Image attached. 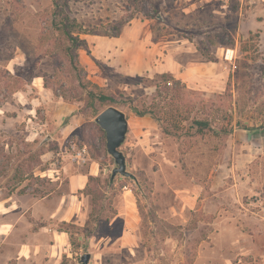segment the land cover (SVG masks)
<instances>
[{"label":"rangeland","instance_id":"374dc122","mask_svg":"<svg viewBox=\"0 0 264 264\" xmlns=\"http://www.w3.org/2000/svg\"><path fill=\"white\" fill-rule=\"evenodd\" d=\"M152 1L158 13L146 20L128 0H0V201L54 211L94 162L102 213L86 227L91 197L79 189L65 200L59 218L43 221L50 233L39 239L59 245L45 264H80L84 254L88 264H264V0ZM65 18L100 30L81 35L71 57L55 29ZM117 21L115 38L106 30ZM162 73L179 80V111L155 89ZM90 92L128 121L120 149L133 178L116 176L112 188L105 138L100 157L89 146L102 148L94 120L106 108ZM181 115L213 129L171 128ZM71 142L88 160L63 170ZM61 222L74 226V245L52 236Z\"/></svg>","mask_w":264,"mask_h":264},{"label":"trees","instance_id":"16d2710c","mask_svg":"<svg viewBox=\"0 0 264 264\" xmlns=\"http://www.w3.org/2000/svg\"><path fill=\"white\" fill-rule=\"evenodd\" d=\"M128 3L130 6H128V10L132 9V12H139L146 20H152L155 18L156 14L158 13V7L155 2L152 0H128ZM133 13L130 18L132 17ZM121 21H117L114 24H111L110 28L107 31L112 37L117 38L120 34V27H121ZM56 31L60 33V35L64 38L66 41L67 46L63 49L65 55L71 57L70 55L72 54L73 50H76L83 42L84 40L80 39L81 35L84 36H98L100 35V30L98 28H85L81 24H78L77 22H72L69 19L65 18L59 22L58 25H56ZM222 45H227V44H222ZM71 64L74 65L73 60L71 61ZM77 67V66H74ZM179 80L175 79L172 74L170 73H162L158 75V82L155 86V89L160 88L164 94L167 96V104H172L173 106H176L178 111L180 110L179 108L182 107L179 102V93L177 92L176 86H178ZM184 88V87H183ZM227 94V92H226ZM90 99L96 100L97 103L101 105H106V108L110 106L109 103L112 102V98H109L105 96L102 92H98L96 94H92L91 92L88 93ZM218 99L222 100L223 96L222 95H217L216 96ZM132 112L135 116L137 117H144L146 115H151L153 118L157 119L160 121V117L157 116L156 114L154 115V112L152 110H148L146 108H141V107H134L132 108ZM98 114V112L95 111V116ZM174 117V116H169V118ZM168 119V118H167ZM186 122L189 126L188 128L190 130L195 129V134H203L205 131H211L212 128V123L209 120H194V119H189L187 116L181 115L179 116V119L177 121V124L175 126H165L163 130L169 134L172 132L174 133V130L170 129L173 127V129L178 130L181 129L179 126V123ZM238 125V124H237ZM259 129L264 130V122L258 126ZM102 132V131H101ZM176 132V131H175ZM104 133V132H103ZM219 133H229L227 126H223L220 129ZM104 138L105 135H102L101 141H102V148L96 147L95 144L90 143L89 146L92 147L93 150V155L95 158L100 157L102 154H104ZM86 147V146H85ZM101 181L99 177L88 175L87 176V182L84 186V188L80 191L81 193L85 194L86 196L91 197V211L88 214V218L86 220V227H88L91 223L92 220L95 219L98 220V216L100 213H102V208L99 207L98 204V198L102 195L101 193ZM113 186V179L110 177L106 181V187L107 188H112ZM113 217V216H112ZM64 227H60L58 230L59 232H63L68 236L69 242L71 245H74L73 243V235L67 228L74 227L72 225L63 223ZM63 264V263H61Z\"/></svg>","mask_w":264,"mask_h":264},{"label":"crops","instance_id":"0c3cea01","mask_svg":"<svg viewBox=\"0 0 264 264\" xmlns=\"http://www.w3.org/2000/svg\"><path fill=\"white\" fill-rule=\"evenodd\" d=\"M77 125L75 123V128L78 127ZM63 164V170L66 169L67 165L72 166L66 160ZM95 171H99V167L93 162L89 165V174L92 176L96 175L94 174ZM86 182L87 176L85 175H82L81 178L76 175L72 176L68 195L60 197L59 204L54 211L45 208L43 205L40 206L39 200H34L33 198L34 201L32 203L17 208H13L12 205H5L9 198L0 201V264H45L48 248L51 252L58 244L49 243L46 239L42 242L39 239L43 233H50L48 225L43 224V221L59 218L58 215H60L62 203L70 198L72 205L75 193L79 189L82 190ZM37 222H39L37 228L31 230L33 223L37 224ZM52 233L55 239H66V234L63 232L54 230ZM62 240L61 243L63 242Z\"/></svg>","mask_w":264,"mask_h":264},{"label":"water","instance_id":"95a60500","mask_svg":"<svg viewBox=\"0 0 264 264\" xmlns=\"http://www.w3.org/2000/svg\"><path fill=\"white\" fill-rule=\"evenodd\" d=\"M95 123L104 132L105 150L108 156L114 161V168L111 171V178L116 176L133 178L132 174L126 169V158L121 151V146L125 141L128 121L125 114L116 107L109 106L102 110L95 118ZM49 139L47 136L42 143ZM90 254H84L80 257V264H88Z\"/></svg>","mask_w":264,"mask_h":264},{"label":"built area","instance_id":"2783aa9c","mask_svg":"<svg viewBox=\"0 0 264 264\" xmlns=\"http://www.w3.org/2000/svg\"><path fill=\"white\" fill-rule=\"evenodd\" d=\"M60 154L63 156L64 161L66 160L68 163L76 166L84 165L89 156L85 146H80L74 142L69 143ZM52 165H55V163H52Z\"/></svg>","mask_w":264,"mask_h":264},{"label":"bare ground","instance_id":"6f19581e","mask_svg":"<svg viewBox=\"0 0 264 264\" xmlns=\"http://www.w3.org/2000/svg\"><path fill=\"white\" fill-rule=\"evenodd\" d=\"M231 57V51H228L227 58L229 59Z\"/></svg>","mask_w":264,"mask_h":264}]
</instances>
